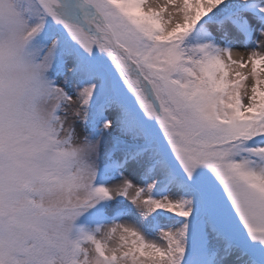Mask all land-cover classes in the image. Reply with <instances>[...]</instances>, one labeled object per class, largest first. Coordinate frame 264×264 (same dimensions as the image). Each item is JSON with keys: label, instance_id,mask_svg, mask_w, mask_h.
Wrapping results in <instances>:
<instances>
[{"label": "snow or ice", "instance_id": "6c2138e0", "mask_svg": "<svg viewBox=\"0 0 264 264\" xmlns=\"http://www.w3.org/2000/svg\"><path fill=\"white\" fill-rule=\"evenodd\" d=\"M0 264H264V0H0Z\"/></svg>", "mask_w": 264, "mask_h": 264}, {"label": "rangeland", "instance_id": "374dc122", "mask_svg": "<svg viewBox=\"0 0 264 264\" xmlns=\"http://www.w3.org/2000/svg\"><path fill=\"white\" fill-rule=\"evenodd\" d=\"M240 54L243 55V57H244L245 60L247 59V52H246L244 49H242V48L240 49L239 56H238L236 59H239V58H240ZM243 71H244L245 73H247L248 71H250V65H249L248 68L243 69ZM246 84L250 86V84H251V79H250V78H249V80L246 82ZM245 102H246V100H245Z\"/></svg>", "mask_w": 264, "mask_h": 264}, {"label": "bare ground", "instance_id": "6f19581e", "mask_svg": "<svg viewBox=\"0 0 264 264\" xmlns=\"http://www.w3.org/2000/svg\"><path fill=\"white\" fill-rule=\"evenodd\" d=\"M233 55H234V58H237L239 56V53L234 51Z\"/></svg>", "mask_w": 264, "mask_h": 264}]
</instances>
